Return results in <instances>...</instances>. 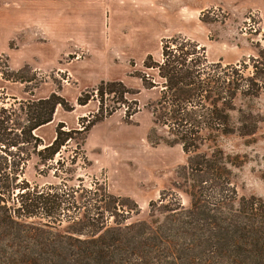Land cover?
I'll list each match as a JSON object with an SVG mask.
<instances>
[{
	"label": "trees",
	"instance_id": "trees-1",
	"mask_svg": "<svg viewBox=\"0 0 264 264\" xmlns=\"http://www.w3.org/2000/svg\"><path fill=\"white\" fill-rule=\"evenodd\" d=\"M143 65L147 71L138 77L144 88H159L146 103L153 123L148 139L179 144L186 154L174 186L188 204L163 191L149 202L148 220H129L136 202L104 185L32 188L22 175L31 153L53 159L73 134L83 141L113 109H102L96 98V112L82 117L87 124L65 130L58 122L52 139L37 150V130L57 106L65 107L63 97L0 96V264H264V201L238 195L230 169L237 162L216 144L220 135H250L264 120V114L236 107L238 97L261 91L264 47L240 63H222L208 60L197 42L170 36L160 57L147 54ZM103 85L110 93L137 92L120 80H102L78 103L102 94ZM133 101L132 109L125 106V119L138 111Z\"/></svg>",
	"mask_w": 264,
	"mask_h": 264
},
{
	"label": "rangeland",
	"instance_id": "rangeland-1",
	"mask_svg": "<svg viewBox=\"0 0 264 264\" xmlns=\"http://www.w3.org/2000/svg\"><path fill=\"white\" fill-rule=\"evenodd\" d=\"M170 36L204 46L210 61L240 63L264 47V0H0V96L29 100L56 92L66 104L39 126L37 150L52 139L58 122L65 130L87 124L82 117L96 112V98L102 109H113L83 141L73 134L53 159L31 153L22 175L32 188L104 185L136 202L129 220H148L149 202L163 191L188 204L174 186L186 154L179 144L149 141L153 123L146 103L157 98L159 88H144L138 77L147 71L146 55L158 59ZM102 80H120L137 92L110 93L103 85L102 94L79 104L78 96ZM258 82L259 95L238 97L237 108L264 114V78ZM134 99L138 111L125 119ZM216 144L237 162L230 169L238 195L264 201V120L254 133L220 135Z\"/></svg>",
	"mask_w": 264,
	"mask_h": 264
}]
</instances>
